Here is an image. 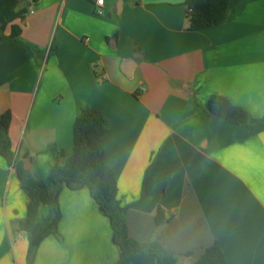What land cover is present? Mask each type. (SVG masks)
<instances>
[{
    "label": "crops",
    "instance_id": "obj_1",
    "mask_svg": "<svg viewBox=\"0 0 264 264\" xmlns=\"http://www.w3.org/2000/svg\"><path fill=\"white\" fill-rule=\"evenodd\" d=\"M17 8L27 9L14 20L19 35L0 39V114L10 113L15 156L0 153V264H157L154 255H121L86 186L61 189L58 234L29 255L17 163L48 181L61 153H71L85 108L107 118L105 162L131 236L160 233L166 247L191 251L181 264L214 240L225 264H264V0H230L224 19L202 29L189 28L184 0H20ZM5 19L0 0V25ZM215 94L244 108L249 126L213 117ZM158 207L168 218L160 225ZM53 214L40 204L37 222ZM184 216L179 228L197 217L202 227L181 248L167 227Z\"/></svg>",
    "mask_w": 264,
    "mask_h": 264
},
{
    "label": "trees",
    "instance_id": "obj_2",
    "mask_svg": "<svg viewBox=\"0 0 264 264\" xmlns=\"http://www.w3.org/2000/svg\"><path fill=\"white\" fill-rule=\"evenodd\" d=\"M19 1L6 0V19L0 25V39L15 38L19 35L21 28L14 20L23 19L27 11L26 8H17ZM229 2L230 0H184L189 28L202 29L221 22L226 15ZM7 24L11 26V32L8 34L4 32ZM208 110L213 117L226 118L237 124L249 126L247 111L223 95L215 94L210 97ZM9 121V111L0 114V153L13 160L15 156L10 150L7 133ZM108 131L107 118L100 110L82 109L73 123L72 151L69 155L61 153L51 166L48 181L34 176L17 163L21 187L29 196L26 217L21 225L28 233L29 255H32L43 237L58 234L57 225L60 218L58 197L61 189L63 187L78 189L86 186L97 201L101 212L109 218L113 229V241L120 247L121 255L140 252L154 255L157 264H175L176 257L156 239L139 241L129 234L126 220L128 206L120 204L116 176L105 162L103 141ZM146 180L145 174L139 200L147 194ZM48 183L52 188H49ZM192 196V188L186 183L184 198ZM40 204H48L54 211L51 221L45 226H41L36 218ZM167 220L163 210L158 207L154 223L160 225ZM202 249L199 257L190 264H225V256L216 240ZM190 253V250L184 252L185 255Z\"/></svg>",
    "mask_w": 264,
    "mask_h": 264
},
{
    "label": "rangeland",
    "instance_id": "obj_3",
    "mask_svg": "<svg viewBox=\"0 0 264 264\" xmlns=\"http://www.w3.org/2000/svg\"><path fill=\"white\" fill-rule=\"evenodd\" d=\"M199 217L195 218V223L196 225L194 224V226H190V224L188 226H185V227H182V228H179L177 223L178 222H187L188 221V217L187 216H184V217H181L180 219L178 220H175V221H172L169 225H168V229L170 230L168 235H170V237L173 235L172 233H178V237L174 235V239L178 241V244L181 245V246H178V247H181V248H184L186 247L187 245V242L189 240H191V238H193V235L194 233L195 234H200V230H201V220L198 219ZM193 219V218H192ZM196 226V227H195ZM187 227V228H186ZM194 227V228H193ZM135 238V237H134ZM137 239V238H136ZM138 240V239H137ZM141 241V240H139ZM157 241H159L161 243V245L169 252L171 253L174 257H176V263L175 264H181V261H182V256L184 255V253H179L177 250H174L172 248H168L166 247V245L162 242V236L160 233L157 234ZM192 248V247H191ZM203 247L199 248V247H193V254L191 255V262H193L194 260H196L199 256L198 254L200 255L201 252H202V249Z\"/></svg>",
    "mask_w": 264,
    "mask_h": 264
},
{
    "label": "built area",
    "instance_id": "obj_4",
    "mask_svg": "<svg viewBox=\"0 0 264 264\" xmlns=\"http://www.w3.org/2000/svg\"><path fill=\"white\" fill-rule=\"evenodd\" d=\"M96 3L97 4H101L102 3V0H96Z\"/></svg>",
    "mask_w": 264,
    "mask_h": 264
}]
</instances>
